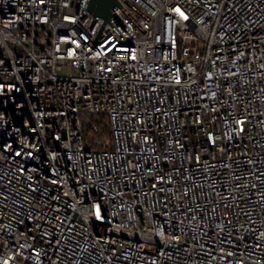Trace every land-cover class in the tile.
Instances as JSON below:
<instances>
[{
    "label": "built area",
    "instance_id": "2783aa9c",
    "mask_svg": "<svg viewBox=\"0 0 264 264\" xmlns=\"http://www.w3.org/2000/svg\"><path fill=\"white\" fill-rule=\"evenodd\" d=\"M0 0V264H264V0Z\"/></svg>",
    "mask_w": 264,
    "mask_h": 264
},
{
    "label": "water",
    "instance_id": "95a60500",
    "mask_svg": "<svg viewBox=\"0 0 264 264\" xmlns=\"http://www.w3.org/2000/svg\"><path fill=\"white\" fill-rule=\"evenodd\" d=\"M121 0H87L85 8L87 11L93 14L94 17H98L104 21L96 39L95 43L98 41L105 24H110L114 30L121 36L120 32L112 25L111 20L117 19L122 26L130 33V35L135 38L133 33L127 28V26L121 21V19L115 14L117 8L123 9L124 7L120 4ZM83 0H80L82 3Z\"/></svg>",
    "mask_w": 264,
    "mask_h": 264
}]
</instances>
